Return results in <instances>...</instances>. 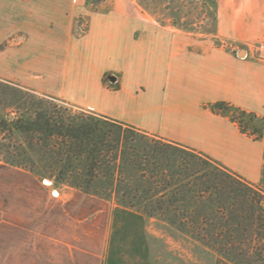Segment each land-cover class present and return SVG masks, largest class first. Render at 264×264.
<instances>
[{
    "label": "crops",
    "instance_id": "obj_1",
    "mask_svg": "<svg viewBox=\"0 0 264 264\" xmlns=\"http://www.w3.org/2000/svg\"><path fill=\"white\" fill-rule=\"evenodd\" d=\"M257 42L264 0H217L203 37L133 0H0L1 79L195 149L264 190V138L210 109L225 102L264 120ZM45 180L0 162V264H108L114 215H142Z\"/></svg>",
    "mask_w": 264,
    "mask_h": 264
},
{
    "label": "trees",
    "instance_id": "obj_2",
    "mask_svg": "<svg viewBox=\"0 0 264 264\" xmlns=\"http://www.w3.org/2000/svg\"><path fill=\"white\" fill-rule=\"evenodd\" d=\"M210 109L264 138L255 114L225 102ZM0 152L7 165L156 219L230 264H264V190L195 149L0 78Z\"/></svg>",
    "mask_w": 264,
    "mask_h": 264
},
{
    "label": "rangeland",
    "instance_id": "obj_3",
    "mask_svg": "<svg viewBox=\"0 0 264 264\" xmlns=\"http://www.w3.org/2000/svg\"><path fill=\"white\" fill-rule=\"evenodd\" d=\"M133 1L160 25L202 37L215 32L217 0ZM2 157L0 152V162ZM114 216L120 226L115 225L108 264H230L156 219L123 211Z\"/></svg>",
    "mask_w": 264,
    "mask_h": 264
},
{
    "label": "built area",
    "instance_id": "obj_4",
    "mask_svg": "<svg viewBox=\"0 0 264 264\" xmlns=\"http://www.w3.org/2000/svg\"><path fill=\"white\" fill-rule=\"evenodd\" d=\"M88 28V22L86 19L83 17H80L78 19V27L77 31L79 34H84L86 33ZM254 58L259 60V61H264V42H257L254 45Z\"/></svg>",
    "mask_w": 264,
    "mask_h": 264
},
{
    "label": "bare ground",
    "instance_id": "obj_5",
    "mask_svg": "<svg viewBox=\"0 0 264 264\" xmlns=\"http://www.w3.org/2000/svg\"><path fill=\"white\" fill-rule=\"evenodd\" d=\"M45 183H46V184H50V182H49V181H47V180H45Z\"/></svg>",
    "mask_w": 264,
    "mask_h": 264
}]
</instances>
